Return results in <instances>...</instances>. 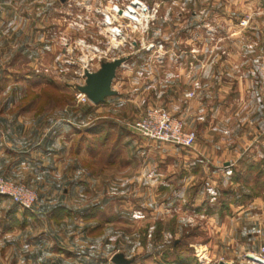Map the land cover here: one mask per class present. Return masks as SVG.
Here are the masks:
<instances>
[{
  "label": "rangeland",
  "instance_id": "1",
  "mask_svg": "<svg viewBox=\"0 0 264 264\" xmlns=\"http://www.w3.org/2000/svg\"><path fill=\"white\" fill-rule=\"evenodd\" d=\"M68 1L0 4V139L25 148L41 141L34 155L43 163L48 153L49 165L35 162L22 178L0 173L37 195L29 210L0 195V264H120L116 255L126 264H200V247L209 264H238L249 251L241 248L249 234L243 228L260 234L264 227V201L254 198L264 196V174L257 168L250 183L232 181L231 88L212 108L207 132L195 120L206 111L184 117L177 111L190 101L171 104L167 96L175 79L183 95L189 66L194 80L217 71L231 85L233 55L246 58L248 44L253 54L264 50V37H251L264 35V0L254 13L245 8L252 0H144L154 13L146 31L126 21L127 40L92 61L90 70L98 71L123 59L115 88L121 96L106 104L78 98L89 72L64 64L62 40L82 57L91 51L81 40L105 51L110 39L98 22L73 27ZM150 44H163V59ZM152 106L196 131L194 146L138 133L132 124ZM96 124L105 125L93 130ZM87 251L94 260L82 263Z\"/></svg>",
  "mask_w": 264,
  "mask_h": 264
},
{
  "label": "crops",
  "instance_id": "2",
  "mask_svg": "<svg viewBox=\"0 0 264 264\" xmlns=\"http://www.w3.org/2000/svg\"><path fill=\"white\" fill-rule=\"evenodd\" d=\"M24 0H0V4L2 2H7V4H13L17 6L21 4ZM259 3L257 0H252L251 4L248 3L245 8H248V11L251 10L253 13L259 9ZM255 14H261L257 12ZM259 17V16H258ZM260 18V17H259ZM251 37L256 40V38H263L264 35L259 33H252ZM264 49V48H263ZM247 50V57H243V59H239L240 57L234 56L233 65H234V77L230 82L224 84L221 80L217 71L212 74V79L206 77V74L200 77V81L194 80L191 75V67H187V70L184 74L182 92L183 95H180L176 89V85L178 84L177 79H175V83H172L173 91L169 96H167V101L171 104H178L184 101H190V104L187 107L180 108L177 111V114L186 116H192V114H204L206 111V115H199V117H195L196 122H198V127L205 130V132L211 129V124L213 125L215 116L212 115L215 110L214 105H221L224 93L225 95L229 92L228 86H230V98L232 101V159L229 166L232 167L233 177L232 181L239 184L245 183V175H248V180L254 179V168L260 167L264 170V50L258 49L255 53H252L251 45L248 44V47L245 48ZM259 50H261L262 59H259L256 55L260 54ZM257 53V54H256ZM261 56V55H260ZM256 60L260 61V65H258ZM191 60H189L190 62ZM263 62V63H262ZM244 67L245 69H243ZM247 67V69H246ZM247 71V73H246ZM240 72H244L245 75L240 76ZM210 76V75H209ZM214 77V79H213ZM117 79H118V69L116 71V75L112 81V89L116 91L115 94L108 96L103 104L109 103V99L112 100L116 98H120L121 92L115 88H117ZM188 91L195 92L193 97H186V93ZM182 96V100H181ZM111 103V101H110ZM199 104V107L196 105ZM209 105H213V107H209ZM246 108L243 110V107ZM195 107V108H194ZM209 108V109H208ZM211 108V109H210ZM203 109H205L203 111ZM243 110V111H242ZM242 111V112H241ZM199 120V121H197ZM105 124H103L104 126ZM103 126L100 125L102 128ZM98 128L96 130H99ZM63 134L61 130H58V134ZM12 140L8 139H0V173H6L9 176L22 178L20 175L23 171L26 172L27 169L35 166V162H39L45 166L47 161V154H44L43 163L39 159L36 160L34 155L35 151L41 149V141L38 145L32 148L18 147ZM47 152V151H46ZM45 162V163H44ZM39 164V165H40ZM29 171V170H28ZM25 178V177H24ZM247 182V181H246ZM250 183V181L248 182ZM251 194L248 195V197ZM256 202L264 201V196H254ZM260 200V201H259ZM264 216V207L260 212ZM243 225H241V228ZM254 226H250V228H243L249 230L248 239L246 242H243L241 245L242 250L249 249V251H259L262 246H264V227L260 234L251 230ZM246 230V231H247ZM254 234V235H253ZM248 252V251H247ZM81 262L91 263L94 259L90 258L89 252L81 254ZM86 256V257H84ZM245 256V255H244ZM88 258V259H85ZM93 258V257H92ZM238 264H253L249 263L245 257H240L237 259Z\"/></svg>",
  "mask_w": 264,
  "mask_h": 264
},
{
  "label": "built area",
  "instance_id": "3",
  "mask_svg": "<svg viewBox=\"0 0 264 264\" xmlns=\"http://www.w3.org/2000/svg\"><path fill=\"white\" fill-rule=\"evenodd\" d=\"M66 7H73L75 9V16L69 18L73 27L86 29L87 21L95 24L98 22L105 28L107 31L106 36L110 39L105 51L97 45L86 43L85 39L81 40V43L91 53L82 57H76L74 55L75 47L68 48L69 43H71L70 39L67 37L63 38L64 40L62 42L67 49V53L63 52L64 57H67L63 60L64 64L76 67L77 70L82 69L84 75H87V72H96L90 69L93 65L92 61L97 56L100 57V55L106 54L112 48L117 49L127 40L126 21H129V25L131 24L136 28L139 27L146 31V27L144 28V20L148 24L154 15L144 0H96L94 2L89 0H70ZM249 20L250 17H246L242 19L241 24L247 25ZM153 47L158 48L156 58L163 59L166 54L163 51V44L159 46H156V44L149 45V48ZM193 95V91L187 92V96ZM78 98L85 102L90 101L86 92L79 93ZM132 125L138 133L144 136L163 142H170L182 147L194 146L198 137L196 131L185 127L184 121L179 116L173 114L168 109L158 106L149 107ZM0 195L10 197L25 209H33L37 201V195L28 185L15 183L1 177ZM244 257L249 263L264 264V246L259 251L246 252ZM198 260L200 264H209L212 261L207 248L200 247L198 249ZM219 264L232 263L221 260Z\"/></svg>",
  "mask_w": 264,
  "mask_h": 264
},
{
  "label": "water",
  "instance_id": "4",
  "mask_svg": "<svg viewBox=\"0 0 264 264\" xmlns=\"http://www.w3.org/2000/svg\"><path fill=\"white\" fill-rule=\"evenodd\" d=\"M122 61L123 59H116L114 61L104 62L101 69L93 73H88L87 85L82 89L87 93L91 102L100 104L104 102L108 96L116 93V91L112 89V81ZM88 106H90V104ZM251 257L254 258L252 255ZM114 261L120 264L128 263L119 255L114 257Z\"/></svg>",
  "mask_w": 264,
  "mask_h": 264
},
{
  "label": "trees",
  "instance_id": "5",
  "mask_svg": "<svg viewBox=\"0 0 264 264\" xmlns=\"http://www.w3.org/2000/svg\"><path fill=\"white\" fill-rule=\"evenodd\" d=\"M86 109V111H88V112H90L91 110H92V106H89V107H87V108H85ZM94 126V125H93ZM98 128H101L100 127V125L99 124H96V126L93 128V130H96V129H98ZM257 168H260V167H257ZM257 168H254V173H255V170L257 169ZM260 173L261 174H264V170L263 169H261L260 168ZM248 175H245V179H244V181L246 182L247 180H248ZM247 183H248V181H247ZM27 210H29V209H27ZM178 262H179V260H178Z\"/></svg>",
  "mask_w": 264,
  "mask_h": 264
}]
</instances>
